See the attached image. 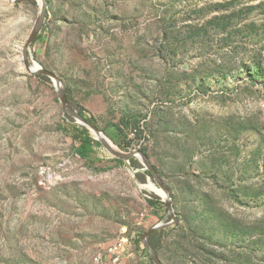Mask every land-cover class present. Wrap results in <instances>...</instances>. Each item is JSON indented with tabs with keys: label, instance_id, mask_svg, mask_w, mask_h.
I'll list each match as a JSON object with an SVG mask.
<instances>
[{
	"label": "rangeland",
	"instance_id": "obj_1",
	"mask_svg": "<svg viewBox=\"0 0 264 264\" xmlns=\"http://www.w3.org/2000/svg\"><path fill=\"white\" fill-rule=\"evenodd\" d=\"M48 2L32 64L156 168L176 221L153 236L162 264H264V0ZM40 13L0 0V264H155L137 240L172 221L160 187L91 130L78 154L83 126L23 60Z\"/></svg>",
	"mask_w": 264,
	"mask_h": 264
},
{
	"label": "water",
	"instance_id": "obj_2",
	"mask_svg": "<svg viewBox=\"0 0 264 264\" xmlns=\"http://www.w3.org/2000/svg\"><path fill=\"white\" fill-rule=\"evenodd\" d=\"M15 1V0H13ZM39 4L41 5V13L40 17L36 23V26L30 35L28 41L26 42L24 49H23V60L26 66V69L31 75H38L42 74L45 76H48L54 83V86L56 90L59 93L60 101L62 103V110L64 115L71 116L75 123L79 126H83L89 130L92 131L94 135L97 136V140H99L105 147V149L109 152V154L125 163H130L132 159H137L140 161V163L144 166V171H149L160 189L164 192L165 199L163 201L168 206V216L172 217V221L167 224H160L156 227L152 228L149 232H146L144 235L141 236V242L145 245L150 258L154 261L155 264H162L158 254L151 248L148 239L150 236L154 235L157 232H161L163 230H166L174 225H176L175 216H174V208H173V202L172 198L169 195L168 190L164 186L156 168L152 165L150 159L141 151H133V152H123L119 149L114 148L109 143V138L104 134V131L100 129V127L96 124H94L91 121H88L85 117L81 116L77 111L73 110L68 101V94H67V88L63 85V82L61 78L55 74L54 72L47 70L43 68L39 63L32 64L31 61V48L33 43L36 41V39L41 35V33L44 30V27L46 25L47 19H48V9H49V2L48 0H37ZM38 65V66H37ZM108 139V140H107ZM111 141V140H110ZM158 195V194H157ZM161 197V196H160Z\"/></svg>",
	"mask_w": 264,
	"mask_h": 264
},
{
	"label": "trees",
	"instance_id": "obj_3",
	"mask_svg": "<svg viewBox=\"0 0 264 264\" xmlns=\"http://www.w3.org/2000/svg\"><path fill=\"white\" fill-rule=\"evenodd\" d=\"M36 76L37 77H40V78H43V79H46V80H50V78L48 76H45V75H42V74H38ZM67 94H68V101H69L70 107L73 110L77 111L81 116L85 117L88 121H91L94 124L98 125L97 120L95 118H93V117H89L86 114L85 109L81 105H79L78 103H76L72 99L69 89H67ZM66 119L69 122H71V124H73V128H75V129H81V128H79L78 125L75 124V120L71 116H68L67 115L66 116ZM75 139L81 141V146L78 149V154L81 157H83V158H89L90 153H91V149L93 148V144L95 142V139L90 134V130L87 129V128H85V127H82V132H80V135L79 136H76ZM123 150L126 151L125 149H123ZM120 162L121 163H124L122 161H120ZM130 164H131V166L134 169H144L143 165L137 159H132L130 161ZM136 177H137V180L141 184H146L149 177L154 178L153 175L149 171L139 172V173H137ZM155 201H161V198L158 197V196H156V195H154V199L153 200H150L149 201V204L150 205H155V203H156ZM153 236L154 235H152V236L149 237L148 242H149L151 248L158 254L157 247L154 244ZM137 241H138V244H142L141 238L138 239ZM149 257H150V255H149ZM150 260H152V259L150 258Z\"/></svg>",
	"mask_w": 264,
	"mask_h": 264
},
{
	"label": "built area",
	"instance_id": "obj_4",
	"mask_svg": "<svg viewBox=\"0 0 264 264\" xmlns=\"http://www.w3.org/2000/svg\"><path fill=\"white\" fill-rule=\"evenodd\" d=\"M128 244H129V239L126 237V231L123 230L122 238H120L119 242L114 246V248L110 250V252L113 255H118L120 258L121 254L125 251V247ZM103 260H104V257L100 255L99 257H97L96 262L100 264L103 262Z\"/></svg>",
	"mask_w": 264,
	"mask_h": 264
},
{
	"label": "bare ground",
	"instance_id": "obj_5",
	"mask_svg": "<svg viewBox=\"0 0 264 264\" xmlns=\"http://www.w3.org/2000/svg\"><path fill=\"white\" fill-rule=\"evenodd\" d=\"M42 1V0H41ZM41 65V64H40ZM38 66V65H37ZM95 137L97 138V136L95 135ZM98 139V138H97ZM108 140V139H107ZM109 141V143L114 147V148H116V149H118V147L117 146H115V144L112 142V141H110V139L108 140ZM150 189L152 190V191H154L156 194H158L159 196H161L163 199H165V195H164V192L160 189V188H158V187H156L154 184H150Z\"/></svg>",
	"mask_w": 264,
	"mask_h": 264
}]
</instances>
